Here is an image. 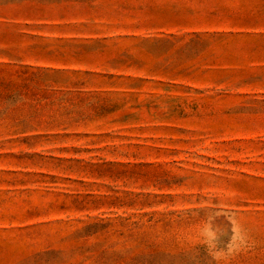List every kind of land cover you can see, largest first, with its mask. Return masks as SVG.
<instances>
[{
    "label": "rangeland",
    "instance_id": "1",
    "mask_svg": "<svg viewBox=\"0 0 264 264\" xmlns=\"http://www.w3.org/2000/svg\"><path fill=\"white\" fill-rule=\"evenodd\" d=\"M0 264H264V0H0Z\"/></svg>",
    "mask_w": 264,
    "mask_h": 264
}]
</instances>
